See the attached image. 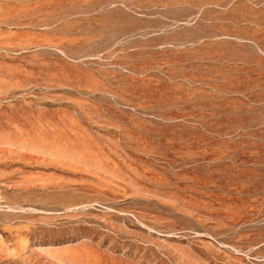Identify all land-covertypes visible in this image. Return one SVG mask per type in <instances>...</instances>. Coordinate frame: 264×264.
<instances>
[{
  "label": "rangeland",
  "instance_id": "1",
  "mask_svg": "<svg viewBox=\"0 0 264 264\" xmlns=\"http://www.w3.org/2000/svg\"><path fill=\"white\" fill-rule=\"evenodd\" d=\"M0 264H264V0H0Z\"/></svg>",
  "mask_w": 264,
  "mask_h": 264
}]
</instances>
